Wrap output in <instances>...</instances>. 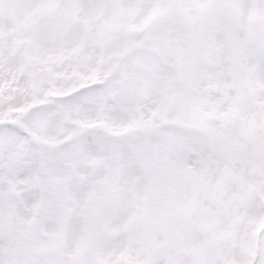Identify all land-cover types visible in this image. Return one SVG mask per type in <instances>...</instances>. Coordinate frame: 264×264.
<instances>
[{"label": "snow or ice", "instance_id": "6c2138e0", "mask_svg": "<svg viewBox=\"0 0 264 264\" xmlns=\"http://www.w3.org/2000/svg\"><path fill=\"white\" fill-rule=\"evenodd\" d=\"M0 264H264V0H0Z\"/></svg>", "mask_w": 264, "mask_h": 264}]
</instances>
